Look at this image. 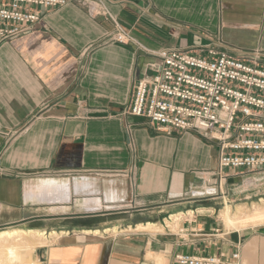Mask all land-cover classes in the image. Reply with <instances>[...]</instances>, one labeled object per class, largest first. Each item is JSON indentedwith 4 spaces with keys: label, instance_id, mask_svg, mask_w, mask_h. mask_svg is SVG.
<instances>
[{
    "label": "crops",
    "instance_id": "0c3cea01",
    "mask_svg": "<svg viewBox=\"0 0 264 264\" xmlns=\"http://www.w3.org/2000/svg\"><path fill=\"white\" fill-rule=\"evenodd\" d=\"M108 7L151 50L199 53L220 50L221 40L264 53V0H111ZM40 12L38 24L0 44V230L45 232L46 245L24 252L28 264H173L180 253L230 255L238 246L242 264H264V228L220 233L215 211L185 198L194 171L216 170L218 146L125 114L152 59L113 43V24L80 0ZM52 179L70 182V201L52 203L42 187L33 190ZM181 212L175 233L166 221ZM150 224L164 229L139 230Z\"/></svg>",
    "mask_w": 264,
    "mask_h": 264
},
{
    "label": "built area",
    "instance_id": "2783aa9c",
    "mask_svg": "<svg viewBox=\"0 0 264 264\" xmlns=\"http://www.w3.org/2000/svg\"><path fill=\"white\" fill-rule=\"evenodd\" d=\"M74 0H0V44L21 37L42 20L40 10H59ZM90 15L114 26L113 43L136 46L152 59L133 87L125 114L145 119L158 132H194L218 146L216 170L204 181L222 190L229 181L264 174V53L218 40L199 53L151 50L127 32L108 7L111 0H80ZM150 9L146 13H150ZM213 184V185H212ZM171 221V220H170ZM202 233V230L196 232ZM219 230L213 240L224 238ZM173 264H242L240 246L232 254H177Z\"/></svg>",
    "mask_w": 264,
    "mask_h": 264
},
{
    "label": "bare ground",
    "instance_id": "6f19581e",
    "mask_svg": "<svg viewBox=\"0 0 264 264\" xmlns=\"http://www.w3.org/2000/svg\"><path fill=\"white\" fill-rule=\"evenodd\" d=\"M41 187L44 189V198L46 196V199L51 200L52 203L70 201L71 192L69 181H62V183H60V181L52 179L51 183H44L39 187L36 186L33 190L35 191V189H40ZM86 189H90V183L82 182V191H86ZM74 191H80V182H74ZM207 191H211V189H207ZM42 193H40V195ZM88 193H90V191H88ZM80 204L84 205V199ZM84 207H86V205H84ZM98 207H100V199H98ZM181 215L183 216V214L172 216L170 219L171 222L169 220L167 223L169 222L174 226L178 225L176 222L182 219ZM219 218L222 220L225 230L230 232H240L250 227L264 226V199L261 200V204L253 203L251 207L238 206L236 211H232L231 206L227 205L219 212ZM163 229L164 227L162 226L151 224L139 227L141 231L148 230L150 232L152 230L161 232ZM45 238V232L38 230L32 231L21 228H11L0 231V264H28L24 252L32 251L34 245L37 244L46 245L44 241Z\"/></svg>",
    "mask_w": 264,
    "mask_h": 264
},
{
    "label": "rangeland",
    "instance_id": "374dc122",
    "mask_svg": "<svg viewBox=\"0 0 264 264\" xmlns=\"http://www.w3.org/2000/svg\"><path fill=\"white\" fill-rule=\"evenodd\" d=\"M201 172L202 171H194L190 175L189 186L188 188H185V198H189L193 201L192 206L194 209L214 210L215 215L213 217V223L217 226V228L220 229V233H230V231L225 230L224 224L219 218V212L224 209L227 205L231 206L232 211H236V208L238 206L251 207L253 203L261 204V200L264 199V174H252L248 176V180L247 178H244L241 180L229 181L223 186L221 191L218 188H214V191H207V189H213V186L207 184L204 181L205 175L199 174ZM210 172L212 171H207L206 173ZM187 211L188 210H186V212ZM190 216H192V213H190ZM183 219H185L184 215L182 216V220ZM167 221L166 224L167 226L169 225L168 227H170L171 231L178 233V226L180 221L176 222V224L178 223V225L176 226L172 225L169 222L167 223ZM262 228H264V226L254 228L250 227L246 230L251 232L261 230Z\"/></svg>",
    "mask_w": 264,
    "mask_h": 264
}]
</instances>
